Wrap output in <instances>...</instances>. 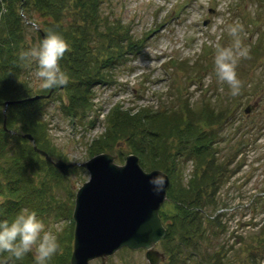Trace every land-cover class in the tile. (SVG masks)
<instances>
[{
    "label": "trees",
    "instance_id": "16d2710c",
    "mask_svg": "<svg viewBox=\"0 0 264 264\" xmlns=\"http://www.w3.org/2000/svg\"><path fill=\"white\" fill-rule=\"evenodd\" d=\"M2 2L0 125L5 122L6 129L0 128V161L4 165L0 166V197H5L0 203V222H11L23 206L32 203L31 175L49 171L58 180L64 179L50 162L33 150L27 139H23V135L30 134L37 149L49 157L57 154L49 141L48 122L45 120L47 109L44 103L47 99L31 98L50 93L53 99L55 92L63 88L67 100L59 103L62 115L84 120L95 109L93 89L97 85L114 83V71L140 52L142 39L135 41L129 27L111 14L104 15V0ZM259 6L264 10V0ZM235 7L239 5L235 4ZM34 15L37 20L33 21ZM24 18L37 26L40 40L51 28L68 42L70 50L60 61L62 71L70 77L66 87L35 91L22 78L28 69L21 67L18 61L19 52L28 49L22 32ZM248 49L253 57L264 53V35L259 34ZM165 66V70L181 71L189 67V61L175 62L171 58ZM251 88L258 90L259 85L253 84ZM227 97L234 100L232 95ZM12 101L6 106V102ZM235 104L231 100L225 103L218 99L215 105L209 99H201L192 105L179 95L175 104L156 108L146 105L125 109L115 104L104 116L105 131L90 144L89 159L102 152H113L116 162L122 165L124 156L135 154L142 169H159L169 176L171 185L167 189V198L176 213H169L163 205L159 209L166 228V235L159 242L167 250L168 261L165 264H264V182H260V188L250 195L248 221L242 226L244 230H233L227 239L212 242L214 235L221 239V235L228 231L223 219L227 214L224 209L227 203L219 191L243 169L252 173L261 166L260 175H264V165L258 159H249L246 154L257 146V140L263 135L264 111L259 119H254L251 114L246 116ZM88 124L93 125L94 121ZM15 127L21 133H16L15 140L19 146L12 150L8 148L6 139L10 134L6 132ZM230 139L235 147L226 158L221 155L222 143H228ZM122 143L127 152L120 148ZM178 161H190L192 170L187 182L176 189L173 172L177 170ZM35 207L29 209L35 212ZM70 226L74 227L73 220ZM209 241L212 244L207 249L203 245ZM70 255L71 248L67 247L49 264H70ZM0 264H34V254L29 253L16 260L8 253H0Z\"/></svg>",
    "mask_w": 264,
    "mask_h": 264
},
{
    "label": "rangeland",
    "instance_id": "374dc122",
    "mask_svg": "<svg viewBox=\"0 0 264 264\" xmlns=\"http://www.w3.org/2000/svg\"><path fill=\"white\" fill-rule=\"evenodd\" d=\"M258 1L104 0L102 6L104 15L111 14L129 27L130 35L132 34L135 41L142 39L141 50L128 63L114 71V83L97 85L93 89L95 109L82 121L65 118L62 115L59 103L60 101L66 103L67 100L63 88L55 92L53 99L50 98L51 94L44 97L47 99L44 106L47 109L45 120L48 122L49 141L55 150L53 152L55 154L57 152L56 156L50 159L52 162L61 159L67 164H74V167L69 170L67 176L63 177L64 179L59 180L49 171L31 175L32 203L21 208V211L27 209L31 212L29 208L36 206L37 217L44 223L45 230L57 238L62 252L70 247L72 253L73 249L74 227L71 228L70 223L73 220L72 209L75 193L89 178V173L83 163L89 160L90 144L105 131L104 116L115 104L122 105L125 109L146 105L156 108L159 105L175 104L176 97L179 95L181 99L187 98L192 105L201 99H209L215 105L218 99L225 103L231 100L232 104L236 103L235 106H238L240 111H243L249 104L257 103L249 114L254 119H259L260 114L262 116V111H264V53L261 52L256 57L250 56V59L239 61L236 71L243 86L240 94L234 96L232 100L227 97L230 95L228 85L219 82L215 76V51L211 52L218 45L229 46L232 37L228 35L227 28L230 24L243 25L244 31L241 33V38L247 48L256 42L259 34L264 35V10L259 6L262 0L260 4ZM235 4L239 7L234 8ZM34 20H37L35 15ZM33 21L27 18L22 21L24 24L22 32L28 48L38 45L41 41L37 34V26L33 24ZM216 42H218L217 45ZM171 58L175 62L182 59L187 60L189 67L181 71L165 70L166 62ZM35 71L36 66L33 64L28 67L27 73L22 78L35 91H39L42 89L39 87L40 82L35 76ZM253 84L259 85L258 90L254 91L251 88ZM252 90L254 92L251 93ZM227 98L229 100L226 101ZM91 121H94L93 125L88 124ZM1 127L6 129V123L0 125ZM16 129L18 127L6 132L10 134L6 142L9 143L8 148L12 150L19 146L15 136L21 132ZM262 134L257 140V146L246 154L249 159H258L259 163L264 165V130ZM234 147L232 139L228 143H222L221 155L227 158L228 154L234 151ZM120 148L124 152L128 151L123 143ZM109 154L115 156L113 152ZM0 166H4L2 161H0ZM191 166L190 161L184 163L178 161L177 170L173 172L174 188L177 189L180 184L187 182L192 170ZM260 167L252 173L245 169L241 170L233 175L219 191L220 196L222 195L227 203L224 207L227 214L223 219L227 223L228 231L221 235V239H217L215 237L217 235H214V239L210 237L212 242L227 239L233 230L238 229L241 232L244 230L242 226L248 221L250 195L260 188V182H264V175L263 177L260 175L262 171ZM247 174L251 176L247 177ZM1 175L0 180H2ZM38 196L40 199H37ZM4 199L5 197H0V201ZM172 206L170 200L163 204V208L169 209L171 214L176 213L172 210ZM159 242L156 249L164 254V259L159 260L158 264H165L168 261L167 250ZM212 242L209 241L203 246L208 249ZM89 264L149 263L146 260L144 249L132 250L126 247L111 256L97 258Z\"/></svg>",
    "mask_w": 264,
    "mask_h": 264
},
{
    "label": "water",
    "instance_id": "95a60500",
    "mask_svg": "<svg viewBox=\"0 0 264 264\" xmlns=\"http://www.w3.org/2000/svg\"><path fill=\"white\" fill-rule=\"evenodd\" d=\"M49 95H34L31 99ZM13 102H6V106ZM255 106L257 103L249 104L244 113L249 115ZM23 139L62 176L74 167L61 159L52 162L48 154L37 149L30 134L23 135ZM124 159L123 165L117 164L115 156L102 152L83 163L89 178L75 193L70 264H89L126 247L144 249L149 264L164 259V254L156 249L166 235L159 209L168 200L171 180L159 169H142L135 154Z\"/></svg>",
    "mask_w": 264,
    "mask_h": 264
},
{
    "label": "clouds",
    "instance_id": "9594fccd",
    "mask_svg": "<svg viewBox=\"0 0 264 264\" xmlns=\"http://www.w3.org/2000/svg\"><path fill=\"white\" fill-rule=\"evenodd\" d=\"M227 31L232 41L227 47H216L214 73L219 82L228 85L230 95L238 96L243 85L236 69L241 59L251 57L241 38L243 25L230 24ZM69 50V44L64 37L50 28L38 45L19 52L18 61L21 67L35 64V76L40 82V89L66 87L70 77L62 71L60 61ZM0 253H8L16 260L33 253L34 264H49L54 256L62 254V249L57 238L45 230V225L37 214L24 209L11 222H0Z\"/></svg>",
    "mask_w": 264,
    "mask_h": 264
},
{
    "label": "built area",
    "instance_id": "2783aa9c",
    "mask_svg": "<svg viewBox=\"0 0 264 264\" xmlns=\"http://www.w3.org/2000/svg\"><path fill=\"white\" fill-rule=\"evenodd\" d=\"M0 1H1V3H3L2 0H0Z\"/></svg>",
    "mask_w": 264,
    "mask_h": 264
}]
</instances>
